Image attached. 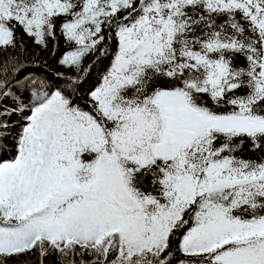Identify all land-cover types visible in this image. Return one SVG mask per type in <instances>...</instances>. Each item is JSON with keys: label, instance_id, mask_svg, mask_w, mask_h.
Here are the masks:
<instances>
[{"label": "snow or ice", "instance_id": "1", "mask_svg": "<svg viewBox=\"0 0 264 264\" xmlns=\"http://www.w3.org/2000/svg\"><path fill=\"white\" fill-rule=\"evenodd\" d=\"M0 264H264V0H0Z\"/></svg>", "mask_w": 264, "mask_h": 264}, {"label": "trees", "instance_id": "2", "mask_svg": "<svg viewBox=\"0 0 264 264\" xmlns=\"http://www.w3.org/2000/svg\"><path fill=\"white\" fill-rule=\"evenodd\" d=\"M42 55H46V54L42 53ZM5 119H6V117H5ZM14 122H15V121H14Z\"/></svg>", "mask_w": 264, "mask_h": 264}]
</instances>
